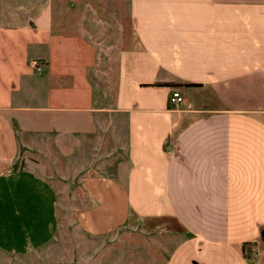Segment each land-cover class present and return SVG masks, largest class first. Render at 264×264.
I'll list each match as a JSON object with an SVG mask.
<instances>
[{
  "label": "crops",
  "instance_id": "0c3cea01",
  "mask_svg": "<svg viewBox=\"0 0 264 264\" xmlns=\"http://www.w3.org/2000/svg\"><path fill=\"white\" fill-rule=\"evenodd\" d=\"M52 4L0 0V249L24 257L58 239V192L39 155H72L70 133L82 131L79 121L49 124L64 106L27 103L42 84L28 75L33 57L24 52L35 35L56 30ZM129 6L136 45L119 52L117 75L72 61V84L55 82L57 100L71 91L89 96L80 112L106 131L91 154L94 173L78 179L87 198L78 230L116 239L131 222L169 220L179 232L161 264H264V0ZM56 56L43 60L48 66ZM175 90L182 105L170 102Z\"/></svg>",
  "mask_w": 264,
  "mask_h": 264
},
{
  "label": "rangeland",
  "instance_id": "374dc122",
  "mask_svg": "<svg viewBox=\"0 0 264 264\" xmlns=\"http://www.w3.org/2000/svg\"><path fill=\"white\" fill-rule=\"evenodd\" d=\"M65 2L67 3L63 4V1L58 3V0H53L52 14L56 30L44 37L35 35L34 49L26 48L24 52L27 56H32L33 60H36L42 67V71L39 72L31 66V61L27 62L28 75L33 74L35 86H38L39 83L42 84L40 86L42 95L34 96L31 101L27 102L28 105H49L52 108L64 106L65 112L60 115L52 114L49 124L54 125L57 119H63L69 127L70 123L77 125L76 122L79 121L77 127L82 129L81 133L77 135L73 132L70 133L71 136H74L72 137L76 146L74 150L62 151L66 154L71 150L72 155L67 157L63 155L62 157L56 148L47 149L39 155V158L41 157L47 162L45 174L58 192L59 229L55 231V236L58 239L52 240L53 246L49 250H41L25 257L19 254L15 255L16 253L8 254L0 249V264L164 263L170 253L168 242L179 232L176 225L169 220L145 219L139 225L131 222V225L119 235L115 234L116 239L111 237L92 238L80 232L76 226L78 212L87 205V198L78 186V179L90 171L92 167L90 161L94 160L91 154L94 147L100 143L98 135L104 136L106 131H95V126L88 123V118L91 115L80 112L82 111L80 107L86 106L83 103L89 99V96L71 91L70 95L67 93L65 96L58 97L57 100L55 82L59 78H64L69 81V84H72L75 77L68 74L70 68L66 66L67 62L72 61L87 65L89 68L91 65L95 68L101 67L104 76L115 77L118 70L119 52L122 48H133L136 45V40L128 19L129 0H83L81 4L78 3L79 0H65ZM51 36H56L55 38L58 40L51 39ZM36 39H38V43H35ZM94 45L99 48L98 54L95 53ZM57 52L60 53L59 59L56 56L55 62L47 66L43 55L52 59V56L57 55ZM59 66L60 68H58ZM57 68L60 75L50 76V70L55 69L56 71ZM76 74H79L78 71ZM40 78L41 80H36ZM23 101L25 102V99ZM57 101L60 105L57 104ZM15 103L22 105L21 100ZM92 104L91 102L90 105ZM117 124H121V122L119 121ZM107 131L109 136L111 132L108 129ZM69 140L70 138L67 137L65 142ZM112 147L115 149L118 147L116 138ZM113 152V156H116L119 150ZM77 169L79 173L82 172L78 177L60 178ZM90 173L94 172L90 171ZM31 249L33 248L31 247Z\"/></svg>",
  "mask_w": 264,
  "mask_h": 264
},
{
  "label": "built area",
  "instance_id": "2783aa9c",
  "mask_svg": "<svg viewBox=\"0 0 264 264\" xmlns=\"http://www.w3.org/2000/svg\"><path fill=\"white\" fill-rule=\"evenodd\" d=\"M30 64L33 68L37 69L39 72L42 71V67L39 65V63L36 60H32ZM170 102L173 105H182L184 103V98L179 91L175 90L170 98Z\"/></svg>",
  "mask_w": 264,
  "mask_h": 264
},
{
  "label": "trees",
  "instance_id": "16d2710c",
  "mask_svg": "<svg viewBox=\"0 0 264 264\" xmlns=\"http://www.w3.org/2000/svg\"><path fill=\"white\" fill-rule=\"evenodd\" d=\"M155 85H159V84L157 83ZM184 86L191 87V86H194V84H184Z\"/></svg>",
  "mask_w": 264,
  "mask_h": 264
}]
</instances>
